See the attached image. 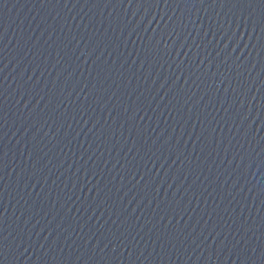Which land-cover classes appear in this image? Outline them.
<instances>
[{
	"label": "water",
	"instance_id": "obj_1",
	"mask_svg": "<svg viewBox=\"0 0 264 264\" xmlns=\"http://www.w3.org/2000/svg\"><path fill=\"white\" fill-rule=\"evenodd\" d=\"M0 264H264V0H0Z\"/></svg>",
	"mask_w": 264,
	"mask_h": 264
}]
</instances>
